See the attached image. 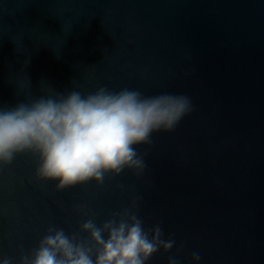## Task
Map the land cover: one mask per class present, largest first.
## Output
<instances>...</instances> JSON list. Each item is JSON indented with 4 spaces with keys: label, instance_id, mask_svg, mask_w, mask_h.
Returning <instances> with one entry per match:
<instances>
[{
    "label": "water",
    "instance_id": "95a60500",
    "mask_svg": "<svg viewBox=\"0 0 264 264\" xmlns=\"http://www.w3.org/2000/svg\"><path fill=\"white\" fill-rule=\"evenodd\" d=\"M101 87L187 96L125 169L62 191L38 155L0 167V258L132 207L175 241L146 264H264V0H0V108ZM2 264V262H0Z\"/></svg>",
    "mask_w": 264,
    "mask_h": 264
},
{
    "label": "clouds",
    "instance_id": "9594fccd",
    "mask_svg": "<svg viewBox=\"0 0 264 264\" xmlns=\"http://www.w3.org/2000/svg\"><path fill=\"white\" fill-rule=\"evenodd\" d=\"M191 111L187 96L145 97L106 87L0 108V167L19 154L38 155L37 179L59 181L58 191L91 180L102 185L107 174L119 176L126 168L140 175L144 159L134 146L151 143L154 132L174 130ZM134 208L135 201L99 225L89 218L80 229L87 239L50 227L19 264H146L161 248L169 252L175 241L164 239L159 225L146 229ZM192 259L198 264L199 254ZM0 262L13 264L8 257Z\"/></svg>",
    "mask_w": 264,
    "mask_h": 264
}]
</instances>
